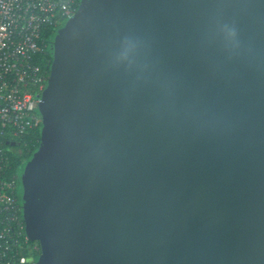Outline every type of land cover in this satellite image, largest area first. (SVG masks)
<instances>
[{
    "label": "water",
    "instance_id": "95a60500",
    "mask_svg": "<svg viewBox=\"0 0 264 264\" xmlns=\"http://www.w3.org/2000/svg\"><path fill=\"white\" fill-rule=\"evenodd\" d=\"M48 48L36 264H264V0H79Z\"/></svg>",
    "mask_w": 264,
    "mask_h": 264
},
{
    "label": "built area",
    "instance_id": "2783aa9c",
    "mask_svg": "<svg viewBox=\"0 0 264 264\" xmlns=\"http://www.w3.org/2000/svg\"><path fill=\"white\" fill-rule=\"evenodd\" d=\"M79 0H0V264H36L39 245L25 234L20 172L8 153L38 144L39 104L49 78L51 32L75 14ZM31 150L27 149L29 155Z\"/></svg>",
    "mask_w": 264,
    "mask_h": 264
},
{
    "label": "trees",
    "instance_id": "16d2710c",
    "mask_svg": "<svg viewBox=\"0 0 264 264\" xmlns=\"http://www.w3.org/2000/svg\"><path fill=\"white\" fill-rule=\"evenodd\" d=\"M51 34L53 35L54 33L51 32ZM37 136L40 137V133H38ZM33 143L34 140L31 136L24 137L22 140L19 141V145H17L19 146L18 149L20 150L21 154H15L12 152L8 153L13 166L16 167L19 172H21L27 159L31 156V154L36 150L38 146V144H34L33 146ZM28 148L31 150V153L29 155L27 154Z\"/></svg>",
    "mask_w": 264,
    "mask_h": 264
},
{
    "label": "rangeland",
    "instance_id": "374dc122",
    "mask_svg": "<svg viewBox=\"0 0 264 264\" xmlns=\"http://www.w3.org/2000/svg\"><path fill=\"white\" fill-rule=\"evenodd\" d=\"M38 133H39V131H38Z\"/></svg>",
    "mask_w": 264,
    "mask_h": 264
}]
</instances>
